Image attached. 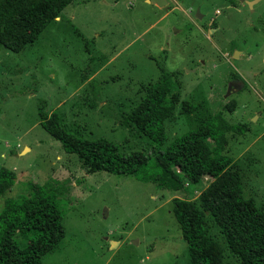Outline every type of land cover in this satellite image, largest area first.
<instances>
[{
	"label": "rangeland",
	"instance_id": "obj_1",
	"mask_svg": "<svg viewBox=\"0 0 264 264\" xmlns=\"http://www.w3.org/2000/svg\"><path fill=\"white\" fill-rule=\"evenodd\" d=\"M167 1L73 0L18 52L0 45V207L32 184L56 189L64 236L42 264H187L171 211L184 191L88 173L38 116L43 106L82 136L150 152L126 118L157 79L156 61L181 86L166 144L218 111L246 125L227 133L223 153L247 169L246 194L264 201V0ZM197 171L205 184L220 172L213 163Z\"/></svg>",
	"mask_w": 264,
	"mask_h": 264
},
{
	"label": "trees",
	"instance_id": "obj_2",
	"mask_svg": "<svg viewBox=\"0 0 264 264\" xmlns=\"http://www.w3.org/2000/svg\"><path fill=\"white\" fill-rule=\"evenodd\" d=\"M72 1L0 0V45L18 52ZM156 64L157 79L145 86L126 118L132 134L145 138L152 151L124 153L105 137L82 136V127H67L56 111L46 113L43 106L38 107L41 126L88 173L132 176L160 189L184 191L186 196L172 198L171 211L187 245V264H264V201L258 204L246 194L247 169L223 153L227 133L243 134L248 127L218 111L166 144L165 121L174 114L181 86L178 72ZM212 163L220 172L205 184L197 169ZM7 187L0 183L1 190ZM54 190L32 184L28 195L4 198L0 264H42V256L62 239V212Z\"/></svg>",
	"mask_w": 264,
	"mask_h": 264
},
{
	"label": "water",
	"instance_id": "obj_3",
	"mask_svg": "<svg viewBox=\"0 0 264 264\" xmlns=\"http://www.w3.org/2000/svg\"><path fill=\"white\" fill-rule=\"evenodd\" d=\"M240 1H244V0H240ZM148 2L154 3L159 7H162L166 4V0H148ZM251 2L252 1H247L248 4H250Z\"/></svg>",
	"mask_w": 264,
	"mask_h": 264
},
{
	"label": "crops",
	"instance_id": "obj_4",
	"mask_svg": "<svg viewBox=\"0 0 264 264\" xmlns=\"http://www.w3.org/2000/svg\"><path fill=\"white\" fill-rule=\"evenodd\" d=\"M146 1L148 2V0H146ZM167 3H168V1L166 0V4H167ZM166 4H165V5H166ZM148 81H149V80H148ZM150 81H151V80H150Z\"/></svg>",
	"mask_w": 264,
	"mask_h": 264
},
{
	"label": "flooded vegetation",
	"instance_id": "obj_5",
	"mask_svg": "<svg viewBox=\"0 0 264 264\" xmlns=\"http://www.w3.org/2000/svg\"><path fill=\"white\" fill-rule=\"evenodd\" d=\"M253 1V0H252Z\"/></svg>",
	"mask_w": 264,
	"mask_h": 264
}]
</instances>
